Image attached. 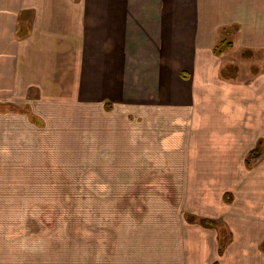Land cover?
<instances>
[{"label":"crops","instance_id":"1","mask_svg":"<svg viewBox=\"0 0 264 264\" xmlns=\"http://www.w3.org/2000/svg\"><path fill=\"white\" fill-rule=\"evenodd\" d=\"M219 41L231 45L216 55ZM259 56L264 58V0H0V105L11 104L0 112V135L16 143L18 124L12 122L25 120L36 130L72 136L85 152L88 139L92 153L104 144L114 152L112 162L115 156L122 161L108 167L139 169L146 149L170 150L186 131V145L193 142L192 149L185 145L186 155L195 156L164 160L187 169L186 177H174L186 184L189 214L220 221L222 201L212 202L201 189L226 182L222 171L242 158L236 145L228 156L205 149L199 134L234 131L237 140L245 131H264V73L253 65ZM18 105L31 116L14 112ZM131 118L141 129L134 137ZM242 120L250 122L242 127ZM250 189L229 221L232 243L219 252L216 233L211 240L191 239L194 260L188 256L185 264L242 263L243 231L256 236L251 244L258 246L264 193ZM257 198L263 202L254 212ZM249 213L260 215L258 228L247 224L243 216Z\"/></svg>","mask_w":264,"mask_h":264},{"label":"rangeland","instance_id":"2","mask_svg":"<svg viewBox=\"0 0 264 264\" xmlns=\"http://www.w3.org/2000/svg\"><path fill=\"white\" fill-rule=\"evenodd\" d=\"M230 58L235 61V56ZM253 65L264 73V58L259 56ZM9 105H0V112ZM104 106L105 111L111 109L107 103ZM12 109L30 114L23 105ZM134 121L130 119L131 137L141 131ZM160 122L164 130L165 120ZM247 122L242 120L241 126ZM15 123L17 145L9 137L4 142L0 135V264H185L188 256L194 260L188 248L191 239L211 240L217 234L222 250L227 248L234 239L229 221L235 220L243 192L249 194L251 187L254 194L264 193V131H245L246 136L238 135L237 140L234 131L199 134L205 149L218 148L228 156L236 145L242 158L222 171L226 182L201 189L212 202L215 198V203L222 201L225 215L215 221L189 214L192 208L187 204L186 184H176L174 177H186L187 169L169 167L164 160L195 156L192 151L186 155V146H193V142L186 145V131L170 150L163 145L160 151L146 149V158L141 159L144 167L135 169L108 167L122 161L115 156L112 162L114 152L109 154L104 144H98V152L92 153L88 139L82 144L85 152L81 145H74L70 135L36 130L25 120H13L12 125ZM192 175L188 168V176ZM198 185L202 184L194 188ZM260 199L252 201L254 212L264 201ZM257 215L243 216L254 229L263 222L255 221ZM201 219L212 226L201 224ZM242 234L238 237L242 263L238 264H264V256L256 253L264 254V233L257 247L251 244L256 236L246 231ZM235 252L233 248L227 252L231 260Z\"/></svg>","mask_w":264,"mask_h":264},{"label":"trees","instance_id":"3","mask_svg":"<svg viewBox=\"0 0 264 264\" xmlns=\"http://www.w3.org/2000/svg\"><path fill=\"white\" fill-rule=\"evenodd\" d=\"M230 45H231V43L228 42V41H219V42L215 45L213 51H214V53H215L216 55H218V54H220L223 50L228 49V48L230 47ZM108 108H109V107L107 106V109H108ZM200 222H201V224H204V225H207V226H212V223H211V222H207V221H205V220H203V219H201ZM222 249H223V246L220 245V247H219V252H222Z\"/></svg>","mask_w":264,"mask_h":264}]
</instances>
